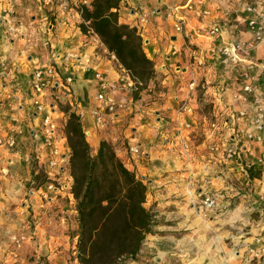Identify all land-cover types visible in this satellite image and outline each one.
<instances>
[{"label": "crops", "instance_id": "0c3cea01", "mask_svg": "<svg viewBox=\"0 0 264 264\" xmlns=\"http://www.w3.org/2000/svg\"><path fill=\"white\" fill-rule=\"evenodd\" d=\"M250 1L203 0L201 7L195 0H121L118 15L123 24L133 25L141 12L156 11L139 32L155 77L136 98L117 91L119 114L98 127L91 110L99 104L101 86L94 75L100 72L105 80H117L122 71L115 59L94 34L81 32L75 8L64 11L56 1L0 0V62H6L5 67L0 64V123L17 140L14 148L0 149V264H31L27 258L45 255L50 264L64 261L68 218L75 217L76 210L65 179L70 175L63 130L67 116L59 102L69 103L80 115L93 151L101 139L107 140L147 185L145 206L154 212L156 225L134 264H243L232 249L264 233V141L237 143L229 114L241 107L232 95L248 73L257 77L254 92L264 97V73L245 60L226 69L210 48L252 39L244 23V2ZM167 14L182 19L181 31ZM210 25L219 27L217 35L204 32ZM251 56L264 59V43ZM45 64L55 66L57 86L39 94L32 86L33 72ZM35 99L50 107L66 159L61 175L47 165L45 112L35 110ZM252 107L240 123L245 131L252 129ZM12 127L22 131L12 133ZM134 143L141 149L138 157L128 151ZM213 143L217 151L210 149ZM226 146L239 150L249 167V184L237 163L225 159ZM40 171L66 186L51 191L45 183L34 185ZM205 178L220 194L208 218L197 208ZM25 221L31 233L15 249L10 235Z\"/></svg>", "mask_w": 264, "mask_h": 264}, {"label": "trees", "instance_id": "16d2710c", "mask_svg": "<svg viewBox=\"0 0 264 264\" xmlns=\"http://www.w3.org/2000/svg\"><path fill=\"white\" fill-rule=\"evenodd\" d=\"M120 2L92 0L82 8L79 28L83 33L92 30L117 65L141 82L132 93L136 98L155 77V68L136 27L119 22ZM59 109L67 116V165L78 225L76 260L78 264H134L156 225L154 212L145 206L147 185L125 166L107 140L101 139L92 150L80 115L69 103L59 102Z\"/></svg>", "mask_w": 264, "mask_h": 264}, {"label": "built area", "instance_id": "2783aa9c", "mask_svg": "<svg viewBox=\"0 0 264 264\" xmlns=\"http://www.w3.org/2000/svg\"><path fill=\"white\" fill-rule=\"evenodd\" d=\"M54 1L58 2V5L64 11H69L71 7L75 8V15L79 19V22H81L80 16L82 8L89 7L92 0H44L46 4H52ZM195 4L202 7L203 0H195ZM244 4V23L248 32L252 35V39H239L227 45L212 46L210 52L220 56V63L226 69L235 68L241 61L245 60L248 61L252 67L259 68L260 73H264V59L255 60L251 56L254 48L264 43V0H252L250 2H244ZM202 13L207 14V10L203 8ZM155 14V10L141 12L136 16L133 26L136 27L138 32H141L143 28L149 24L150 16ZM167 18L173 20L174 28L177 31L182 30V19L174 17L172 14H167ZM203 30L207 35L215 36L219 32V27L217 25H210L209 27H204ZM88 32L94 34L92 30ZM94 40L103 45L96 34H94ZM110 55L115 59L113 54ZM0 64L2 67L6 66V62L3 60H1ZM121 71L122 73L115 81L105 80L100 72H96L94 75L95 79L100 81L101 86V90L96 94V99L99 101V104L91 110V115L98 127H105L109 119L119 114L121 103L116 99L115 93L117 91L126 90L132 96L133 91L141 85V82L133 79L125 69L121 68ZM244 77L245 81H241L239 88L235 90L232 95L234 101L241 103V107L237 111H232L229 114V119L235 127L234 139L239 144L248 141L262 142L264 141V97L254 92L253 84L257 77L249 73L244 75ZM65 80L69 82L71 78L67 77ZM32 86L34 91L39 94L55 89L57 86V70L55 66L52 64L37 66L33 72ZM251 105L253 106V115L251 117L252 129L250 131H245L240 127V123L247 117ZM34 107L37 112H45L42 118V141L45 146L50 147L47 165L55 174L61 175L64 171L66 159L58 145L56 125L52 121L50 107L39 99H35ZM185 108L189 111L187 107ZM213 125L215 124L213 123ZM9 131L16 134V132L20 133L22 129L21 127H12ZM16 143V137L5 133L0 123V149L14 148ZM210 149L212 151H217L219 146L213 143ZM128 151L135 157L141 154L140 146L137 143L130 144L128 146ZM225 159L237 163V169L240 171L242 178L246 184H249V167L242 160L239 150L226 146ZM49 179L50 182L46 184L48 190H57L66 186V184L63 185L62 183L56 185L53 180L51 181V178ZM65 179L70 189L72 177L69 175ZM205 183L206 188L201 190L198 195L199 202L197 208L202 217L208 218L216 211L219 205L218 198L220 194L209 188L211 183L210 179L205 178ZM238 195H240V192H238ZM261 199L264 202V196ZM30 233L29 223L25 221L21 224L18 233L10 235V240L14 248H21L24 242L29 238ZM232 251L234 255L241 259L243 264H264V233L254 235L252 241L243 245L241 244V248L235 246Z\"/></svg>", "mask_w": 264, "mask_h": 264}, {"label": "rangeland", "instance_id": "374dc122", "mask_svg": "<svg viewBox=\"0 0 264 264\" xmlns=\"http://www.w3.org/2000/svg\"><path fill=\"white\" fill-rule=\"evenodd\" d=\"M150 83V82H149ZM64 130V128H63ZM68 166V165H67ZM38 178L35 180V184H47L48 182H50V180H48L46 178V175L44 174V172L40 171L37 173ZM52 181V180H51ZM54 182V181H53ZM56 184V182H54ZM76 210V209H75ZM69 214H73L71 212H69ZM60 216V214H59ZM76 215L75 217H73L72 215L68 218V228L67 231L70 235V237L65 241L66 245H67V250L64 256V261L61 262V264H78L77 260H76V241H77V226H76ZM27 262H30L31 264H50L49 263V259L47 258V256H40L39 258L31 256L30 258H27ZM176 264V263H174ZM178 264V262H177Z\"/></svg>", "mask_w": 264, "mask_h": 264}]
</instances>
